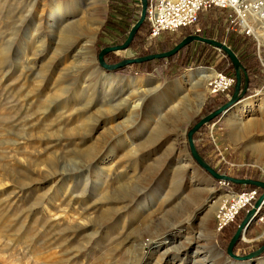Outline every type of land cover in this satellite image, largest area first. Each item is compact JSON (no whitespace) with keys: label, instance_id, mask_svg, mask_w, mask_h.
Instances as JSON below:
<instances>
[{"label":"rangeland","instance_id":"1","mask_svg":"<svg viewBox=\"0 0 264 264\" xmlns=\"http://www.w3.org/2000/svg\"><path fill=\"white\" fill-rule=\"evenodd\" d=\"M23 1L35 2V7L25 9ZM117 1L0 0V50L6 49L8 57L6 66L0 65V163L3 167L15 163L14 158L10 157L13 154L17 155L19 161L31 164L34 168L37 166V169L46 170L47 173L53 172L52 167L54 171L65 172L58 179L46 174L36 175L39 182L33 185L29 183L30 180L23 179L26 173L22 166H18L11 176L8 175V180L1 181L0 264H135L136 253L132 249L141 244L143 239L159 237L169 229L171 223L182 230L177 234V241H183L186 232H194L195 228H199L206 237L214 236L223 261L233 262L226 253L229 239L224 242L221 232L215 228L214 214L218 208L210 207L217 199L220 201V197L231 195L226 193L241 192L247 186L232 188L203 172L191 158L187 142V133L195 122L218 109L223 100L228 101L231 93L226 91L212 96L208 93V81H205L200 86L205 99L202 107L176 131L172 127L178 113L185 109L186 102L176 104V98L164 103L163 97L159 96L188 71L207 69L217 72L220 68L225 69L221 62L223 54L214 47L194 44L173 60H157L139 67L125 66L121 72L106 71L98 65L99 51L105 46L121 45L125 31L133 26V20L139 18L141 11L137 0H130L128 9L121 8L116 4ZM55 4H59L60 9L70 7L68 17L58 21L55 29L57 33L63 32L71 23L82 32L88 25L89 14H98L102 23L93 32L92 57L76 59L74 53L67 54L65 48L57 46L58 37L53 35L48 41L47 38H40L41 35L45 36L43 28L38 29L31 24L28 26V23L26 26L21 25L25 16L35 18V22L42 17L50 18L49 12ZM224 14L217 10L204 12L197 27L205 36L227 47L230 39L237 38L243 48L239 54L245 58L244 52L247 51L251 59L257 61L258 71L251 74L253 94L226 110L219 119L203 125L198 130L194 146L203 154L204 157H200L204 162L216 173L264 183V31L258 36V49L252 38L227 30ZM145 31L146 28L138 34L133 46L127 51L109 53L107 62H104L114 65L111 63L118 60L169 49L182 38L178 33H164L155 43L152 41L147 45ZM71 40L67 44L74 42ZM39 51L43 54L39 57L42 59L40 68L28 72V68L35 64L33 60L38 57L34 56ZM77 62L90 75L84 81L94 82V79L99 78L98 82L92 83L93 101L96 103L83 116L79 115V103L84 98L85 93L81 91L87 83L78 81L72 88L61 78ZM46 77L52 78L48 86H45ZM104 78H137L145 82L117 93L109 80L101 82ZM241 80L243 85L242 73ZM57 83L64 90L73 91V97L64 98L65 94L61 93L58 107L47 109L46 98L58 94ZM234 86L231 88L234 89ZM155 87L158 93H148L147 90ZM183 92L187 97L191 94L189 89ZM249 98L253 99L251 107L246 112L235 114V108ZM140 99V108L134 111L133 105L138 104ZM119 103L123 110L114 118ZM134 112L141 120L135 136L141 147L137 163L127 164L125 161L135 151L131 147L133 144L124 140L116 145L122 146L123 151L98 161L89 175L75 173L76 179V176L71 178L67 174L69 169H76L86 163L87 160L81 155L88 149L89 152L92 146L94 151H98L104 146L105 138H112V144L120 140L115 135L131 124ZM91 114L102 116L103 124L98 127L92 140L80 143L75 133L85 128V118ZM235 119L239 120L236 125L233 123ZM241 126L245 128L242 127L243 133L240 135L236 129ZM15 135L22 138L18 139ZM4 155L10 158L1 160ZM23 182L29 185L24 187L23 193H18L16 187L20 185L15 183ZM131 182L134 183L135 191L127 190L126 186L129 187ZM119 186L125 188V195L137 196L126 206L127 210L119 204L113 203L112 207L103 201V198L115 197ZM172 195L177 197L173 205L181 204L176 216L167 212ZM145 196L151 200L146 201ZM206 196L209 200L204 204ZM200 207L202 209L194 216V211ZM259 213L263 221L251 222L248 232L241 237L239 252H235V255L256 252L264 244V204ZM189 217L191 222L187 224L185 222ZM239 221L237 219L235 223ZM194 247L195 244H191L190 252L194 251ZM174 254L172 252L165 257L162 264H169ZM184 255L182 251L177 258L181 259ZM263 260L264 252L251 262L238 264H260ZM140 264L152 262L142 259Z\"/></svg>","mask_w":264,"mask_h":264},{"label":"bare ground","instance_id":"2","mask_svg":"<svg viewBox=\"0 0 264 264\" xmlns=\"http://www.w3.org/2000/svg\"><path fill=\"white\" fill-rule=\"evenodd\" d=\"M23 2H25L24 3L25 9L30 8V10H31L35 7V2H32V1L31 2L23 1ZM69 8L60 9V5L55 4V6L49 12V14H51L50 18L42 17V18H39L38 22H35L36 21L35 18H32V17L29 18V16H27V17L25 16L21 21V25L26 26L28 23V26L31 24V25H34L35 27H38V29L43 28V30L45 32H43V31L42 32L45 34V36L41 35L40 38L41 37L47 38L48 41H49V37H52L53 35L55 36V38L58 37V41H57L58 45L57 46H59L60 48H65L67 54H69L70 52L74 53L73 56H74V58L76 57V59H77V57L80 59L85 58V57H92V54H93L92 53L93 32L99 28V26L101 25L102 22L98 19V14L96 12L95 13L93 12V13L89 14L88 25H86V28H84L82 32H79V28L76 25L71 23L68 27H66V29L63 32L57 33L55 31V29L57 28L58 21L62 18H65V16L68 17L67 11L70 10ZM71 38L74 42H71V44H69V43L67 44L68 40H71ZM37 43H38V41H37ZM57 49H59V48H57ZM31 53L34 54L35 51L32 50ZM6 54H7L6 49L0 50V65L6 66V62L8 59ZM40 55H43L42 51H39L38 54H35L34 57H38L37 58L38 60L37 59L33 60L35 62V64L33 63L32 66H30L28 68V72H31L32 70H36L37 68L38 69L40 68L39 63L42 61V59L39 58ZM36 62H38V63L36 64ZM92 63L93 62L91 59V64ZM86 71H87V69H85V67H82V65H80L77 62L75 67H73V69L69 70L67 72V74H64L61 77L62 81L64 83L68 82L69 86L72 88L76 86L78 81H81L84 84L87 83L85 88L82 89V91H81V92H84L85 94L83 96L84 98L79 103L81 105V106L79 105V107H80L79 115L80 116H83L86 113L90 112L91 108L94 106L93 104L96 103L93 101L92 83L98 82L99 78L97 77V79H94V82L88 81V80L84 81L86 76L90 77V75H88L86 73ZM214 75H215V73L212 70H207V69H198L195 71H188L182 75L180 80L174 86H172L171 88H167L166 90H164L163 93L159 94L160 97H163L164 103H169L170 101L176 100V98H177L176 104L186 102L184 104L185 109L182 110L180 113H178V116H176L177 119L175 121L174 127H172L175 129V131L178 129V127L183 122H185L188 119V117L190 115L197 113L200 110V108L202 107L204 100H205L204 94L200 92V86L205 81H209L210 78H212ZM46 80H47L46 82L44 81L46 84L45 86L50 85L52 78L48 79V77H46ZM106 80H109L110 83L114 84V86L116 87V91H118L117 93L124 91L126 87L128 88V87H132V86H137V85L143 84L145 82V80L137 79V78H122V79H120V78H115V79L104 78V79H102V81L99 80V82L100 81L103 82ZM57 86H58V91H57V88H56V91L58 92V94H55L52 97L50 96V97L46 98L47 109L54 110L55 108L58 107V103L61 101V99H60L61 93L65 94L64 98L73 97V94H74L73 91H71V90L68 91V90H64L63 88H60L59 83H57L56 87ZM185 89L191 90V94L189 95V97H187L184 94L183 91ZM147 91H148V93H150V92H153V93L157 92L158 93V90L156 87L154 89H151V90L149 89ZM140 98H142V97H140ZM142 99L139 100L138 104L133 105L132 109L134 111H136L138 108H140L139 105H141L140 101ZM252 103H253L252 98L245 100L241 104V106L235 108L234 113L238 114V113L246 112L251 107ZM123 105H125V104H123ZM122 110H123L122 105L120 103L117 104V110H116L117 113H115L116 111L114 112V118L119 116L120 112H122ZM50 113H51V111H50ZM98 116H100V115H98ZM98 116H96L95 114H91L89 117L85 118L87 121V124L84 125L85 128L82 127L79 129L80 131H78V133H75L77 135L80 143H84L88 140L90 141L94 138V135L98 130V127H100L101 124H103V120H104V118H101L102 116L101 117H98ZM132 116H133L132 117L133 121L131 122V124L129 126L125 127L124 129H122L123 131L119 130L120 132H118V133H120V134H118L116 132L117 135H115V138H120V140H118V141L116 140V142L114 144H112V142H111L112 138H107V139L105 138L103 140L104 146H102V148L98 151L95 150L96 152L92 149L93 148V146H92V148L90 149L89 152H87L89 150L88 149L86 151L87 153L85 152V154L81 155V157L83 159L87 160L86 163L82 164V166H78L76 169H74V168L69 169V171H67V174H70L71 178H74L76 176V175H74L75 173H79L80 175L83 173H87L89 175L92 168L95 169L96 163L98 161H100L103 158L105 159L108 155L114 154L116 152L121 153L123 151L122 146H116V145L120 144L124 140H129L131 142V144H133L131 146L132 149L135 151L132 153L129 152L131 155L128 156L125 161L127 162V164L137 163L139 160L138 154L141 152L140 151L141 147H140V145H138V139L135 138V136L138 133V128H139L138 126L140 125L141 120L138 119V117H137L138 115L136 116L135 112L132 113ZM233 123L236 125L239 123V120L235 119ZM127 124H129V123H127ZM242 127L245 128L244 126H241V127H238L236 129L237 133L240 135L243 133ZM15 136L18 137V139L22 138V137H20V135H15ZM257 149H259V148H257ZM80 153H81V151H80ZM10 157L14 158L15 163L13 162L9 166L7 165L4 167L0 163V171H1V173H0V184H1V181L3 182L4 180H8V177L11 176L12 173L17 170L18 166H22L23 172L26 173L25 176L22 175L25 177L23 179L24 180L28 179V181L30 180L29 183H32L33 185L35 183L39 182L38 179L35 178L36 175L46 174V175H50V176L58 179L60 176H62L63 173H65L64 171H62V172L54 171V169H53L54 167H52V170H53L52 173H50V172L47 173L46 170L42 171L40 169H37L36 165H35L36 167L34 168L31 166V164H27L26 162L21 161V160L19 161V159L16 158L17 155L12 154V155H10ZM10 157H8V155H4L1 160H5V159H8ZM30 168H31V170H30ZM100 175L101 174L98 173L97 176L100 177ZM173 177H174V175H172V178ZM66 179H67V177H66ZM76 179H77V176H76ZM100 179H101V177H100ZM29 183L28 184H27V182L26 183H24V182L23 183H15V185L16 184L20 185V187H16V189L18 190V193H23L25 191L24 187H26V186L28 187ZM87 185H88V183H87ZM0 187H2V186H0ZM126 187L128 188L127 189L128 191L133 190L134 183L131 182L129 187L128 186H126ZM118 188H120V186ZM121 188H122V186H121ZM120 189L117 190L119 193L118 192H116L117 194L114 193L116 195L115 197L110 196L107 198H103V201L105 203L110 204L112 207H113V203H114V205L119 204L121 206V208L126 209V206L131 204L134 201V198L136 200L137 196L135 194H131V193H130L131 195H128V194L125 195V192H126L124 190L125 188L123 187L121 190ZM133 191H135V190H133ZM110 195H112V194H110ZM117 195H119V196H117ZM232 196L233 195H226V196H222L220 198H221V200L222 199L227 200V199H231ZM171 198H172L171 202L168 205L170 209H168L167 212H171V214H172L171 216H176V214L178 213V210L181 209V206H180L181 204L178 203V204L173 205V202L175 203V200H177V197H174V195H172ZM144 199L147 201L150 198H149V196H145ZM204 200H205L204 204H206V202H208V200H209V197L206 196L204 198ZM221 200L219 201L217 199V201L213 203V205L210 207V209H214L215 206H216L215 208L217 209L219 207ZM202 207H200V209H198V210H195L193 215L194 216L197 215L196 212H199L202 209ZM119 208H117L116 210L119 211L118 210ZM109 209H107V211ZM113 210H115V209H113ZM112 213H115V212H112ZM190 217H192V216H190ZM190 217H189V219H186L185 223L189 224L191 222ZM124 220H125V218H124ZM188 226H190V225H188ZM195 230L196 231H194V232L193 231L192 232H189V231L186 232L187 236H186V238H184L183 241H177V239H176L177 234L181 233L182 230H180L179 226H175L174 224L171 223L169 225V229L167 231L162 232L161 233L162 235H160L159 237H153L152 236V237H149L147 240L143 239L141 244L136 245L134 247V249H132L134 251V253H136L135 254V256H136L135 257L136 258L135 264H140L142 259H145V261H149V263L152 262V264H162V261L164 260V258L167 257L172 252H174L175 254H174L173 258H171L169 264H238V263L229 262V261H227L225 263L223 261L222 253L217 249V247L215 245L214 236L213 237L212 236L206 237L204 231H201L199 228H195ZM191 244H195V247H194V251L190 252V249H192ZM182 251L185 252L184 257L181 259L177 258V255H179V253H181ZM248 264H252V263H248ZM260 264H264V260L261 261Z\"/></svg>","mask_w":264,"mask_h":264},{"label":"built area","instance_id":"3","mask_svg":"<svg viewBox=\"0 0 264 264\" xmlns=\"http://www.w3.org/2000/svg\"><path fill=\"white\" fill-rule=\"evenodd\" d=\"M145 22L148 26L146 44L150 45L162 34L175 33L182 28L192 27L199 33L198 16L208 9L224 11V21L235 25V31L245 37L252 38L258 47L259 34L264 31V0H146ZM207 84L208 93L216 95L228 91L235 78L214 72ZM223 184L229 185V182ZM257 191L253 190L226 193L233 195L231 199L222 201L215 211L216 231H222L235 221L236 216L246 207H252L257 200ZM258 208L254 222H262L263 216Z\"/></svg>","mask_w":264,"mask_h":264},{"label":"water","instance_id":"4","mask_svg":"<svg viewBox=\"0 0 264 264\" xmlns=\"http://www.w3.org/2000/svg\"><path fill=\"white\" fill-rule=\"evenodd\" d=\"M141 4V11H140V16L139 20L131 27L128 36L126 40L124 41L123 44L118 45V46H113V47H107L104 48L100 51L98 54V65L106 70V71H111L114 72L120 68H123L128 65H133L137 63H142L146 61H150L153 59H161V58H167L175 54L179 49H181L183 46L186 44L190 43L191 41H200L204 42L206 44L212 45L219 51H223L230 59V61L233 64V67L235 69V86H234V91L231 96V98L228 100L226 104L223 106L219 107L215 111L209 113L207 116L202 118L197 124H195L187 133V142H188V147L190 151L191 158L195 161L196 165L203 171L206 172L209 176L212 178L216 179L217 181H224V182H229V183H234V184H244V185H252L258 188L263 189V194L256 200V202L253 204L251 209L247 212L245 218L241 222V224L238 226L235 234L233 235L226 253L227 256L230 257V259L233 260V262L237 263H246V262H251L253 258H258L263 252H264V244L256 251L253 253H249L244 256H237L233 253V248L236 245V243L241 239L242 236L245 235L247 229L251 225V222L254 221L257 210L259 207H261L264 204V183L262 182H257V181H252L249 179H235L226 175H220L216 173L210 166H208L204 160L200 157L198 154L195 146H194V141L192 139L193 134L197 132L203 125L211 122L213 119L216 117L222 116L226 110L234 106L235 104L239 103L240 101L244 100L243 96L245 95L248 87V77L247 74L244 70V68L241 66L238 58L236 55L230 50L229 47H227L225 44L219 43L214 40H209V39H204L198 36H192L184 39L181 41L174 49H172L169 52L166 53H161V54H155V55H149L145 57H140V58H133V59H124L121 62L114 64V65H109L104 62V56L109 54V53H116V52H122L126 51L129 49L130 42L132 41L133 37L135 36L137 30L139 27L142 25V23L145 21V12H146V6H147V1L146 0H140ZM241 73L243 75V85H242V80H241Z\"/></svg>","mask_w":264,"mask_h":264},{"label":"trees","instance_id":"5","mask_svg":"<svg viewBox=\"0 0 264 264\" xmlns=\"http://www.w3.org/2000/svg\"><path fill=\"white\" fill-rule=\"evenodd\" d=\"M130 3H131L130 0H119V1L116 2V4H118L121 8H125V9H128V5H129ZM120 10H121V9H120ZM129 10H130V9H129ZM213 10H217V9H214V8H212V9H208L206 12L213 11ZM200 17H201V13H200L199 16H198V22L200 21ZM138 20H139V18L133 20L132 25H134ZM107 23H108V22H106V25H105V26H107ZM226 25H227V30H228L229 32H235V25L230 24V23H227V22H226ZM130 28H131V26L129 27V29H128L127 31H125V37L123 38V41H122L121 44H123L124 41L126 40ZM144 28H146V31H145L144 34L147 35V34H148V26H147V24H146L145 21L142 23V25H141V26L139 27V29L137 30L135 36L133 37L132 41L130 42L129 48L133 46L134 42H135L136 39L138 38V34H139L140 32H142V31L144 30ZM201 32H202V31H201ZM201 32L196 33V35L201 36V35H202ZM146 35H145V36H146ZM244 37H245V36H244ZM247 38H248V37H247ZM204 46H205V47H211V46H209V45H204ZM228 47H229L230 50L236 55V57L238 58V60H239V62H240V64H241V66L244 68V70H245V72H246V74H247V77H248V87H247V91H246L245 95L243 96V99H245V98H247V97H249L250 95L253 94L252 91H251V88H252L251 74H252V73H255L256 70L258 71V63H257V61H256L255 59H251V55H250L247 51L244 52V54H246V56H247V57H245V58L239 54V52H240V50H241V48H242V45L239 43V40H238L237 38H234V39L232 38V39H230V45H229ZM104 48H107V46H105ZM104 48H102V49H104ZM102 49H101V50H102ZM101 50H100V51H101ZM242 50H243V48H242ZM100 51H99V53H100ZM221 52H222V54H223V60H222L221 62H222V64L225 66V69H224V68H223V69L220 68V69L217 70V72H218V73L225 74V75H228V74H229L228 76H232V77L235 78V69H234V67H233L232 62L230 61L229 57H228L223 51H221ZM149 53H150V52H148V54H149ZM148 54H145V55H143L142 57H145V56H147ZM106 56H107V55L104 56V61H105V62H107V61H106V59H107ZM121 61H122V60H118L117 62H114V63H111V64H117V63H119V62H121ZM221 62H220V63H221ZM123 68H124V67H123ZM123 68L118 69L117 72H121V71L123 70ZM216 68H218V67L216 66ZM228 91H229V93H231V96H232L234 89L231 88V89H229ZM227 102H228L227 100H223V101L219 104V107L223 106V105L226 104ZM214 111H215V110H214ZM212 112H213V111H212ZM210 113H211V112H210ZM208 114H209V113H208ZM208 114H207V115H208ZM207 115H205V116H207ZM205 116H204V117H205ZM204 117H202V118H204ZM219 117H220V116H219ZM219 117H216L215 119H219ZM202 118H199V119L195 122V124H197ZM213 120H214V119H213ZM195 124H194V125H195ZM197 133H198V131H197L196 133H194V134H193V137H192V139H193V141H194V144H195V142H196V135H197ZM196 150H197L198 154H199L201 157H204L203 154L200 152V150L197 148V146H196ZM235 179H236V178H235ZM250 180H252V181H257V180H254V179H250ZM257 182H259V181H257ZM230 185H231L232 187L241 186L240 184H234V183H230ZM245 186H247V187H246L247 191H248V190H253V189H255V188L258 189V191H257V199L263 194V189H262V188H258V187L252 186V185H245ZM240 191H241V190H240ZM250 209H251L250 207H246L245 209H243L242 211H240L239 214L236 216L235 221H234L233 223H235V222L237 221V219H238V220H240V221H239V225H240L241 222L243 221V219L245 218L247 212H248ZM241 215H243V217H242ZM233 223H231V224H233ZM231 224H230V225H231ZM228 226H229V225H228ZM228 226H226L225 228H227ZM225 228H224V229H225ZM224 229H223V230H224ZM223 230H222V231H223ZM236 230H237V228L233 230L234 232H233L232 236L235 234ZM222 231H220V232H222ZM260 247H261V246H260ZM260 247H258V248H260Z\"/></svg>","mask_w":264,"mask_h":264},{"label":"crops","instance_id":"6","mask_svg":"<svg viewBox=\"0 0 264 264\" xmlns=\"http://www.w3.org/2000/svg\"><path fill=\"white\" fill-rule=\"evenodd\" d=\"M138 2H139V4H140V0H137ZM140 6H141V4H140ZM217 11H220V12H222V13H224V11H221V10H217ZM201 14H203V13H201ZM175 33H178V34H181L182 35V38L179 40V41H177L174 45H173V47L172 48H169V49H162V50H160V51H156V52H153V51H151L147 56H149V55H155V54H161V53H166V52H169V51H171L172 49H174L181 41H183L184 39H186V38H188V37H192V36H198V37H201V38H204V39H209V40H214V39H212V38H209V37H207V36H205L204 35V33H202V35L201 36H199V35H196L195 33H194V29L192 28V27H188V28H182V29H179V30H177ZM157 40H159V39H155L154 41H153V43H155V41H157ZM214 41H216V40H214ZM194 44H199L200 46H204V45H209V44H206V43H204V42H200V41H191L190 43H188V44H186L185 46H183L181 49H179L175 54H173L172 56H170V57H167V58H161V59H153V60H150V61H146V62H142V63H137V64H133V65H128V66H136V67H139V66H144V65H147V64H149V63H151V62H155V61H157V60H167V59H171V60H173L175 57H177L178 55H180L184 50H186V49H188V48H191V46H193ZM209 46H211V47H213L212 45H209ZM153 47V46H152ZM152 47H151V49H152ZM205 47V46H204ZM215 48V47H214ZM127 51V50H126ZM137 58H140V57H137ZM131 59H133V58H131ZM233 178V177H232ZM241 186H245L244 184H240ZM233 188V187H232ZM241 191H247V189H242ZM238 226H239V223H233V224H231V225H229L227 228H225L222 232H221V235H222V240L224 241V242H227V240L229 239V243H230V241H231V239H232V234H233V230L234 229H236V228H238ZM248 230H249V228L247 229V231H246V233L248 232ZM246 233H245V235H246ZM232 236V237H231ZM231 238V239H230ZM241 239L236 243V245L234 246V254H235V252L238 254V252H239V249H238V244H240L241 242ZM229 243H228V245H229ZM228 245H227V247H228ZM237 256H239V255H237Z\"/></svg>","mask_w":264,"mask_h":264}]
</instances>
